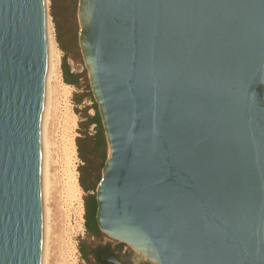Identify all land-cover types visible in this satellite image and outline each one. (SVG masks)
Wrapping results in <instances>:
<instances>
[{"label": "water", "instance_id": "1", "mask_svg": "<svg viewBox=\"0 0 264 264\" xmlns=\"http://www.w3.org/2000/svg\"><path fill=\"white\" fill-rule=\"evenodd\" d=\"M47 13L0 0V264L42 263ZM77 20L99 231L132 264H264V0H78Z\"/></svg>", "mask_w": 264, "mask_h": 264}, {"label": "rangeland", "instance_id": "2", "mask_svg": "<svg viewBox=\"0 0 264 264\" xmlns=\"http://www.w3.org/2000/svg\"><path fill=\"white\" fill-rule=\"evenodd\" d=\"M48 1V15L54 29L58 48L61 51V73L63 79L64 65L69 67L70 70H74L78 65L83 66V60L77 41L79 32L77 20L78 0ZM58 37L60 39L59 43L57 40ZM61 46H63L65 50H62ZM78 73L79 77L77 85L72 86L71 95L69 96L70 111L76 116V125L70 134L73 136V141L76 146V156L73 161L71 160L73 163L70 160H66L64 155V142L60 137L61 133L59 132V128H57V121H55L56 123L54 124V122L50 120V122L52 121V124L49 122V129L47 126V129L50 130H47V136H49L47 137V141L49 143L48 147L50 151L47 165L49 183L46 207L48 208L49 216V233L46 246V264H94L93 261L85 258L82 253V245L88 244L89 240L85 231L83 208L84 194H87V192L82 190L80 186L79 173L80 169L87 166L93 176V185L91 189L94 190L101 178V168L108 154V149L106 143L104 149L101 148L96 151L92 149L93 146H95L98 124L97 121L96 123H93L89 120L96 117V104L90 92L87 72L84 69H79ZM76 101L79 102L77 103ZM53 129H55V131H53ZM52 134H54V137ZM80 144L85 146L83 152L84 160L80 157L78 149V145ZM67 162L69 164L71 162L70 165L73 166L76 172L77 183L81 192V231L77 228V223H79L77 212L79 209L77 208L78 205L76 204V199L73 198L75 196L72 193V197L70 193L67 192V187H65V178L67 177L66 174L70 167V165H67ZM101 236L102 240L103 238L105 240L110 239L103 233Z\"/></svg>", "mask_w": 264, "mask_h": 264}, {"label": "bare ground", "instance_id": "3", "mask_svg": "<svg viewBox=\"0 0 264 264\" xmlns=\"http://www.w3.org/2000/svg\"><path fill=\"white\" fill-rule=\"evenodd\" d=\"M48 3H49V1L46 0L47 11H48ZM45 33H46L48 70H47V77H46V97H45V104H44V110H43V115H42V126H41L42 200H43V216H44L43 217V219H44L43 220V248H42V263L41 264H46V246H47V238H48V233H49L48 232L49 231L48 230L49 229L48 228L49 216H48V208L46 207V203L48 200V183H49L48 182L49 178H48V173H47V171H48L47 165H48V157H49V151H50L49 147H48L49 143L47 141V137H49V136H47V132L50 131V130H48L49 129L48 125H50L49 124L50 120H52L54 122V124L56 123L55 121H57V123H58L59 127L57 126V128H59V132L61 133L60 137L62 138V141L64 142V144H63L64 148L63 149H64V155L66 157V160H70V161L72 160L73 161L75 156H76V150H75L76 146H75V143L73 141V136L70 135L73 131V128L76 125V116L71 113L70 108H69V96L71 95L72 86L65 84L63 82V79H62L61 51L58 48V45H57V42L55 39L54 29H53V26H52V23L50 21V17L48 15V13H47V19H46ZM47 126H48V129H47ZM52 126H54V125H52ZM57 128H56V131H57ZM53 131H55V129H53ZM51 132H52V130H51ZM52 135L54 137V134H52ZM55 139H56V137H55ZM58 140H59V138H58ZM61 144H62V142H61ZM55 160H53V161H55ZM71 162H70V164H71ZM70 164L68 163L67 165H70ZM66 171H67V169H66ZM66 175H67V177L65 178L66 179L65 180L66 181L65 187H67L66 189H68V191L67 190L66 191L69 192L70 195L73 193V195L75 196V197H73L71 195L74 199H76V202H77L76 204L78 205L77 208L79 209V211L77 210L78 211L77 212L78 213L77 218L79 219V223H77L78 224L77 228L79 231H81L82 230V225H81V222H82L81 221V213H82L81 212V204H82L81 203L82 202L81 201V192H80V189L78 187L77 178H76L77 175H76V172H75L73 166L70 165ZM51 185H49V186H51ZM68 198H70V197H68ZM136 255L139 256V253L137 252Z\"/></svg>", "mask_w": 264, "mask_h": 264}, {"label": "flooded vegetation", "instance_id": "4", "mask_svg": "<svg viewBox=\"0 0 264 264\" xmlns=\"http://www.w3.org/2000/svg\"><path fill=\"white\" fill-rule=\"evenodd\" d=\"M70 73L73 75V78L78 80L79 73H75L73 70H70ZM92 182V173L87 166H84V168L80 169L79 173L80 186L82 190L87 192V194H84L83 208L85 231L89 243L82 245L84 256L93 261L94 264H112L109 260L111 256L120 264H132L133 254L129 247L112 239L105 240L103 238L102 240L101 238L102 233L99 231L95 221L96 200L95 189H91L93 185Z\"/></svg>", "mask_w": 264, "mask_h": 264}, {"label": "trees", "instance_id": "5", "mask_svg": "<svg viewBox=\"0 0 264 264\" xmlns=\"http://www.w3.org/2000/svg\"><path fill=\"white\" fill-rule=\"evenodd\" d=\"M58 43L60 42V39L58 37ZM61 49L62 50H65V48L63 46H61ZM63 82L65 84H68V85H76L77 84V79L76 78H73V75L70 73V69L69 67H67L66 65H64L63 67ZM77 103L79 101H76ZM90 122H93V123H96L97 121V124H98V132H97V135H96V139H95V146H93V150L96 151V150H99V149H104L105 148V140H104V136H103V130H102V127H101V123H100V119H99V115H98V112H97V109H96V117L95 118H91L89 120ZM78 149H79V153H80V157L84 160V157H83V152H84V149H85V146L80 144L78 145ZM88 148V146H87ZM83 253V251H82ZM84 255V253H83Z\"/></svg>", "mask_w": 264, "mask_h": 264}]
</instances>
